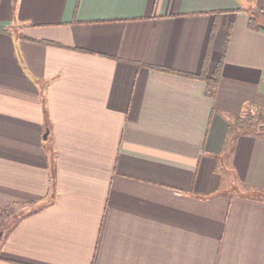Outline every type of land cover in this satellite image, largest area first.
I'll list each match as a JSON object with an SVG mask.
<instances>
[{
    "label": "crops",
    "instance_id": "1",
    "mask_svg": "<svg viewBox=\"0 0 264 264\" xmlns=\"http://www.w3.org/2000/svg\"><path fill=\"white\" fill-rule=\"evenodd\" d=\"M261 110L264 0H0V264H264Z\"/></svg>",
    "mask_w": 264,
    "mask_h": 264
},
{
    "label": "rangeland",
    "instance_id": "2",
    "mask_svg": "<svg viewBox=\"0 0 264 264\" xmlns=\"http://www.w3.org/2000/svg\"><path fill=\"white\" fill-rule=\"evenodd\" d=\"M261 113H260V115L259 116H257V117H252V120H251V122L248 124V126L249 127H251V129L253 130H256V131H262L263 130V132H264V128H260L259 127V124L260 123H264V110H261L260 111ZM246 125V124H245ZM264 125V124H263ZM233 126H234V123H233ZM231 136H234V133H232L231 134ZM237 188H238V186H237ZM259 193H261V192H259ZM264 194V193H263ZM18 207V206H17ZM18 209L20 210V209H22V212L24 211V209L21 207V205H19V207H18Z\"/></svg>",
    "mask_w": 264,
    "mask_h": 264
},
{
    "label": "trees",
    "instance_id": "3",
    "mask_svg": "<svg viewBox=\"0 0 264 264\" xmlns=\"http://www.w3.org/2000/svg\"><path fill=\"white\" fill-rule=\"evenodd\" d=\"M211 84H214V81H212ZM21 212H22V209H20V211H18L17 213L19 214V213H21ZM14 216H17V214H15Z\"/></svg>",
    "mask_w": 264,
    "mask_h": 264
},
{
    "label": "water",
    "instance_id": "4",
    "mask_svg": "<svg viewBox=\"0 0 264 264\" xmlns=\"http://www.w3.org/2000/svg\"><path fill=\"white\" fill-rule=\"evenodd\" d=\"M260 126H264V125L260 124ZM44 135L46 136V133ZM0 235H1V232H0Z\"/></svg>",
    "mask_w": 264,
    "mask_h": 264
}]
</instances>
